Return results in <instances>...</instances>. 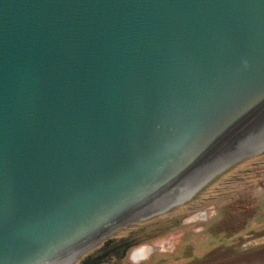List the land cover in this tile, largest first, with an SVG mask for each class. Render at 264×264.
<instances>
[{"label":"water","instance_id":"obj_1","mask_svg":"<svg viewBox=\"0 0 264 264\" xmlns=\"http://www.w3.org/2000/svg\"><path fill=\"white\" fill-rule=\"evenodd\" d=\"M264 150V0H0V264H72Z\"/></svg>","mask_w":264,"mask_h":264},{"label":"rangeland","instance_id":"obj_2","mask_svg":"<svg viewBox=\"0 0 264 264\" xmlns=\"http://www.w3.org/2000/svg\"><path fill=\"white\" fill-rule=\"evenodd\" d=\"M95 255L92 264H264V150L182 202L107 234L72 264Z\"/></svg>","mask_w":264,"mask_h":264},{"label":"trees","instance_id":"obj_3","mask_svg":"<svg viewBox=\"0 0 264 264\" xmlns=\"http://www.w3.org/2000/svg\"><path fill=\"white\" fill-rule=\"evenodd\" d=\"M108 243H109V241L106 242L105 247L107 246ZM96 256H98V255H95V256H93V257L86 258V259L82 262V264H92V263H94V262H93V258H94V257L96 258Z\"/></svg>","mask_w":264,"mask_h":264}]
</instances>
